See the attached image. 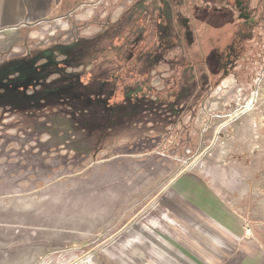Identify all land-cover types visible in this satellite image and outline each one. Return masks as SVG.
Instances as JSON below:
<instances>
[{"label":"rangeland","instance_id":"1","mask_svg":"<svg viewBox=\"0 0 264 264\" xmlns=\"http://www.w3.org/2000/svg\"><path fill=\"white\" fill-rule=\"evenodd\" d=\"M139 1L74 0V12L0 30L6 75L99 38L107 65L69 72L106 79L93 89L115 102L114 119L93 116L96 105L77 114L56 101L0 102V264H264V0H149V13L165 14L138 12L144 28ZM131 53L144 58L130 63ZM227 78L231 91L214 96ZM138 84L155 105L135 96ZM250 99L257 137L244 140ZM222 143L231 148L219 161ZM181 176L254 231L196 235L187 224L202 225L172 194Z\"/></svg>","mask_w":264,"mask_h":264},{"label":"trees","instance_id":"2","mask_svg":"<svg viewBox=\"0 0 264 264\" xmlns=\"http://www.w3.org/2000/svg\"><path fill=\"white\" fill-rule=\"evenodd\" d=\"M148 1L141 0L133 8L134 18L137 20L136 23H140V28H144L145 26L143 24V15H138V12L142 11L141 13L148 14L150 21L156 12L159 13L158 16L160 18L165 14L163 9L158 11L155 6L153 9H150L151 13H149L150 11L146 8ZM154 5H156V2ZM153 36L156 35L154 34ZM98 39L77 41L69 46L50 48L48 51L42 52L41 56L29 65L27 70L22 71L19 68L17 71L11 73L10 75H14V73H18L19 75L16 78L9 79L8 83H4L7 75L1 72L0 102H4L6 98H10L9 95L18 97L25 95L26 100L28 99L31 104H34L33 106L27 107L36 108L43 103L56 101L59 107H64L69 110H74L75 107H79L76 112L77 114H88L93 108H96L94 107L96 105L99 109L93 112V116L105 115L108 119H114V108L102 102L105 93L101 89H93V86L96 85L93 81H102L104 85L107 82L106 79L92 77L91 80L89 79L90 81H87L86 74L83 71L69 72V70L84 69L90 64L100 63L99 66L100 68L102 67L103 63L100 62L102 54L100 51L101 40L99 42ZM137 39L140 40L139 37ZM138 40L134 42V45H137ZM130 55V63L135 62V53H131ZM59 57L63 59L59 60ZM105 65H107L106 62H104L103 66ZM53 77H56V79L48 83L47 81ZM103 77L105 76L103 75ZM37 86L41 88L37 91L35 90L32 95L27 96V93L34 90ZM91 87L92 89H90ZM5 102L7 103V101ZM9 105L13 106L14 104L11 103Z\"/></svg>","mask_w":264,"mask_h":264},{"label":"crops","instance_id":"3","mask_svg":"<svg viewBox=\"0 0 264 264\" xmlns=\"http://www.w3.org/2000/svg\"><path fill=\"white\" fill-rule=\"evenodd\" d=\"M76 6L74 0H0V30L15 29L24 22H37L62 10L66 12L65 14H69L75 11ZM247 187L251 189V183H248ZM172 192L173 196L179 199L181 208L196 220L197 224L202 225V227L195 226L192 222L187 224L196 235L201 231L205 234L209 233L211 238L215 235L218 238L220 232L229 237L239 238L247 237L251 231H254L250 220L228 211V205L233 206V204L230 205L222 199L220 202L201 183L181 176L173 185ZM238 264H254V262L246 260Z\"/></svg>","mask_w":264,"mask_h":264},{"label":"bare ground","instance_id":"4","mask_svg":"<svg viewBox=\"0 0 264 264\" xmlns=\"http://www.w3.org/2000/svg\"><path fill=\"white\" fill-rule=\"evenodd\" d=\"M44 33H45L44 31L43 32L34 31L33 32V36H35V37L37 36L39 39H42ZM229 84H230V78H227L226 81L216 91H214L215 92L214 96H219V97L223 96V97H225L231 91V89L229 87ZM221 92H223V94H221ZM215 102H217V100ZM252 106H253V100L250 99L248 106L247 107L245 106L246 109L241 112V114L244 115V116L241 119L242 128L240 129V131H241V137L244 140L247 139L250 136H253V138L257 137V134H256V121H255V118L252 116V113H251V107ZM209 108H211V107L209 106ZM251 147L254 148V145H252ZM230 148H231V146L228 143H222L220 145V149H219L220 154H219V157L217 159L219 161H222L223 158L225 157V155L230 150ZM228 179H229V177H228ZM165 244L170 247V245L168 243L165 242ZM200 249H202V248H200Z\"/></svg>","mask_w":264,"mask_h":264},{"label":"flooded vegetation","instance_id":"5","mask_svg":"<svg viewBox=\"0 0 264 264\" xmlns=\"http://www.w3.org/2000/svg\"><path fill=\"white\" fill-rule=\"evenodd\" d=\"M165 12V11H164ZM166 16V15H165ZM162 17H164L163 15H162ZM167 19H168V17H167ZM168 22V21H167ZM159 23H160V25H161V22L159 21ZM168 27V26H167ZM167 27H166V29H167ZM165 28H163V29H161V28H157L156 29V31L154 32L155 34H165V30H164ZM156 37V36H155ZM155 39V38H154ZM147 40H149V39H147ZM155 40H157L158 42H156L157 44H158V46H163V42L161 43L159 40H158V38H156ZM138 44V43H137ZM135 62L137 63V62H139V60L140 59H143L144 57V55H140V54H136L135 53ZM92 65L90 64V65H87V67H85L84 69H87L88 70V68H90ZM28 68V67H27ZM27 68L26 69H23L22 68V71H25V70H27ZM148 72H151V68H149V71ZM11 74V73H10ZM10 74H7V78L5 79V81H4V83H8V80L9 79H12V78H16V77H18V73L16 74V73H14V75H10ZM48 83L50 82V80H48L47 81ZM105 83H107V82H105ZM107 85V84H106ZM137 87L139 88V89H141L140 91H136L134 94H135V96H139V94L140 93H142L144 90H143V88L145 89L146 88V85H144V86H142L141 84H138L137 85ZM136 87V88H137ZM41 87L40 86H37L34 90H31V91H29L28 93H27V96H30V95H32V93H34L35 92V90L37 91V90H39ZM10 96V98H6L5 99V101H7V104H18V105H21V106H24V107H27V106H33L34 104H31L29 101H28V99L26 100V96L25 95H22V97H18V96H12V95H9ZM131 96L132 95H130V96H128L127 95V99L128 100H126L125 101V103L124 104H127V103H129L132 99H131ZM134 96V97H135ZM111 96H105L104 97V99L102 100V102H103V104H105V105H108V104H111L110 106H112V107H114L113 105H114V101H113V99L112 98H110ZM139 98H141L142 99V101L144 100V99H147V98H151V102L150 103H152L153 105H155L156 103V101H157V99L154 97V95H152V96H150V94H147V95H145V94H140V97ZM36 105V104H35Z\"/></svg>","mask_w":264,"mask_h":264}]
</instances>
